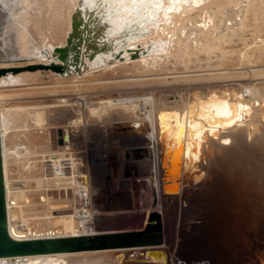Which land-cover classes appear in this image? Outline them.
<instances>
[{"label": "bare ground", "instance_id": "bare-ground-1", "mask_svg": "<svg viewBox=\"0 0 264 264\" xmlns=\"http://www.w3.org/2000/svg\"><path fill=\"white\" fill-rule=\"evenodd\" d=\"M189 1L0 0V67L17 66L14 63L19 62L15 61L18 57L23 60H21L23 63L19 65L31 64L25 63L26 58L33 56L38 50L44 56H37L33 60L41 63L44 57L45 61L60 63L64 67L62 72H55L59 75L51 70H45L46 72L35 70L16 74L9 72L4 76L17 75L13 80L20 84L42 81L48 72L49 75L53 73L55 79L61 78L62 80H55L61 83L69 80L68 77L74 74L76 79L74 78L70 84L75 85L76 90L79 91V93L77 91L78 95L68 90V95L54 100L38 101L36 99V102L34 99L35 102L29 103H26L28 100L0 102V136L7 229L10 236L21 240L93 235L99 231H137L125 225H117L118 221L124 220L125 216L137 211L147 213L148 220L144 227L146 228L150 223H157L162 236L161 244L155 246L19 256L15 257V260L2 257L0 264H188V259L187 262L183 260L182 253L175 252V242L179 243L186 236L195 235V233L202 237L214 224L219 234L223 231V241L228 246L227 253L224 250L222 251L225 253H221V256L225 258L216 259L215 255L214 258L212 256L215 264L218 259L224 264H264V81H260L264 78L262 70L254 74H245L240 70L231 71L227 76L217 75L211 78L210 82H221L220 84L207 83L203 86L176 87L174 90L178 99L174 101L166 99L165 92L168 89L165 90L163 83L160 85L165 91L162 88L157 90L158 88L154 89L155 87L150 86L153 89L140 91V97H137L139 94L134 90L130 91L131 89L125 92L120 91L131 86L130 81L125 83L127 85L123 83L122 86L118 85L115 90H112L113 92L119 90L116 96L112 94V96H101V93L95 94V91L83 94L84 92L80 91L81 79L96 75L98 70L113 72L131 68L136 74V72H142L144 62L150 65L157 63L161 70L178 61L187 67L188 62L194 60L190 52L188 36L194 29L204 31L205 24L202 18H200L202 22L197 24L190 18V20L184 18L183 13H186L184 11L193 10ZM231 5L230 7L233 6ZM237 5L239 4L235 7H238ZM227 10L229 11L230 8L228 7ZM235 10L237 11L236 8ZM238 11V14H244L240 13L244 10L239 8ZM191 16L188 15V17ZM72 17L78 21V26H75L77 35L67 45L66 37L74 31L71 26ZM170 22H173V25L167 28ZM151 30L154 31L153 38L140 40L143 35L148 37ZM40 32L45 33L48 38L46 42H42L43 46H38L40 48L36 46L32 50L28 42L31 37L38 36ZM207 36V33L201 34L198 39H204ZM35 39L37 42V38ZM202 41L199 42L203 44ZM58 46L67 47L64 61H60L56 55L52 54L53 48ZM251 75L254 77L249 83L243 81L226 83L229 80H243ZM134 80L131 81L133 84L136 82L140 84L139 79ZM181 81L195 83L196 79L186 77ZM24 89L27 90V88ZM139 89L137 88V91ZM140 105L144 109L142 117L137 114ZM59 106H63V112L70 111L65 121L62 124L59 122V125L56 123L50 126L49 132H40V128L44 129L42 122L46 120L42 117L46 116L43 112ZM86 110L88 115H85ZM162 111L165 113L160 114ZM109 112L115 115L111 120L97 119L90 123V120H94L96 116L92 113L107 114ZM172 119H175L173 126L170 124ZM111 122L114 125L111 124L108 127V123ZM160 124L164 127L168 126L167 133L164 132V128L160 131ZM63 127L65 131L61 133L62 138L59 140L58 128ZM86 128L98 134L100 130L104 137L107 131L109 134V129L112 133L122 132L133 135L131 139L138 143L135 150L137 149V153L141 154L140 158L143 161L142 163L138 160L141 166L138 165L137 167L140 166V168L135 169L137 171L134 177L136 183L140 184L143 195L138 199L127 184L131 182V179L123 177L121 173L112 174L111 172L109 178L116 184L120 199L128 194L130 199L125 196L127 199L119 202L118 196L115 197L110 192L105 194V197L109 199H104L98 195L93 196L88 189L89 196L84 200L81 197L82 192L78 202L74 201V207L69 208L77 212L76 218L73 217L74 211V213L71 211L73 214L70 216L62 215L63 217L52 218L53 216H50L54 213L53 208L63 205L62 207L66 206L65 209L68 212L67 207L73 199L69 200L70 204H63L65 200L52 203L47 187L70 184V191L76 195L82 188L77 184L80 175L75 174L77 171L74 163L81 162L80 164L84 166V173L81 175L83 181L91 179L92 168L95 166L104 168L108 160L118 161L122 169L126 170L125 162L118 158L119 154L113 149L115 147L102 148L100 141L97 148L99 150L92 152L93 154L89 156L87 152L77 151L80 149L77 146L78 142H72L75 137L71 139L65 137L67 132H80L84 139ZM178 129L179 134L176 138L174 135ZM38 132L40 136L36 135ZM72 135L78 136L77 133ZM37 138L39 141L36 140ZM166 138L167 143H170L172 138H174V144L178 143L175 148L168 151L169 154L172 151V160L174 157L179 158L180 154L183 160L181 174L178 176L179 181L176 183L171 179L172 193L164 191L162 186L164 174L160 165V156L164 150ZM58 140L61 141L59 145ZM67 143L69 146H66ZM20 146H22L21 150ZM53 147L56 149L53 150ZM17 148L18 151H16ZM101 148L104 150H100ZM46 161L52 162L49 171L46 169L48 166H45ZM25 180L26 184L31 181L34 187L28 188L26 184L24 185ZM38 201L40 203H36ZM183 245L185 246V243ZM203 245L205 247V244ZM147 249L159 250L160 253L149 256L144 253ZM195 255L197 257V254Z\"/></svg>", "mask_w": 264, "mask_h": 264}, {"label": "rangeland", "instance_id": "rangeland-1", "mask_svg": "<svg viewBox=\"0 0 264 264\" xmlns=\"http://www.w3.org/2000/svg\"><path fill=\"white\" fill-rule=\"evenodd\" d=\"M201 1L198 0V2H197V0H190L189 2H190V5L192 6L193 10L192 9H188V10L184 11V12L187 13V15H185L186 13H183L185 19H189L190 18L191 21H193L196 24L197 23H201L202 19H203V21H205L204 31H202L201 29H196V30L194 29L192 31V34H189V36H188L190 52L192 53L191 54L192 55V59H194V60L188 62V66L187 67H185L184 64H181L178 61L175 64H172V63L169 64L165 69L161 70V68L159 67V65L157 63L156 64L154 63V64L150 65L147 62H144L143 63V68L144 69L142 70L141 73L140 72H136V74H134V69H131V68H127V69H124V70H115L113 72H111V71H107L106 72V71L98 70L96 75H94L92 77H88V78H84L83 77L84 79H81L82 81L80 82V84L81 83L82 84L80 86L81 87L80 91L84 92L83 94L92 93V92L94 93V91H95V94L96 93L97 94L101 93V96H105V95L106 96H109V95L110 96H112V95L116 96V95H118L119 90L114 91V92L112 90H115L116 89L115 87H117L118 85L120 86L123 83H124V85H127L125 83L126 82L129 83V81H130L129 85L131 84V86L125 88L126 90L125 89H121L120 90L121 92H125V91L131 89L130 91L134 90L135 93L139 94V95H137V97H140L141 96V92H143L145 90L153 89L154 87H155L154 89L158 88L157 90H159V89L161 90V88L164 86L165 90L168 89L167 90L168 92L167 91L165 92L166 99L168 101H174V100L178 99V95L176 94V92L174 90L176 87L185 86V85L187 87L188 86H195V85L203 86V85H207V83H209V84H220L221 82H215V83L212 82V81L210 82L211 78L214 77V76H217V75H225V76H227L231 71L240 70L242 72H245V74H254V72H257L259 70H262L264 72V0H245V1L244 0L243 1L242 0H203L204 2L202 1V3L203 4L206 3L204 5L201 3ZM236 4H239L237 6L240 8V10H244V11H240V13L243 12L244 14H242V13H241V15L238 14L239 13V11H238L239 8L235 7ZM201 5L204 6V7H200ZM227 5H229L228 6L230 8L229 11L227 10L228 9ZM230 5L233 8L230 7ZM244 7H245V9H242ZM231 8L234 11H236L235 10V8H236L237 11L234 12ZM247 8H249V9H247ZM197 9L201 10L200 11L201 13L198 10L200 16H201V14H203L201 17L199 16V14L197 12ZM203 9H204V11L202 12ZM188 11L189 12L193 11V12L189 13ZM225 13H227V14H225ZM188 15L189 16L193 15V16L188 17ZM239 15H240V17H239ZM221 17H223V18H221ZM227 17H228V19H227ZM200 18H202V19H200ZM241 18H243V20ZM192 19H194L195 21L192 20ZM235 19H236V21H235ZM198 20H200V21H198ZM221 20H222V22H221ZM239 20H240V23H239ZM233 21H235V23ZM237 21H238V23H237ZM241 21H243L242 24L244 26H242ZM236 23H237V25H236ZM172 25H173V22H170L167 25V28H169ZM150 32L151 33L148 34V37H146L147 35L146 36L143 35L142 38H140V40H143L145 38H153L154 34H152V32H154V31L151 30ZM205 33L208 34V36L206 38L198 39V36H201V34H205ZM45 36H46V39H45ZM149 36H151V37H149ZM35 38H37V42H35V40H36ZM47 38L48 37H47V35L45 33H41L40 32V34L38 36L35 35L34 37H31L32 41L30 40L28 42V46L32 47L33 48L32 50H34L36 48V46L37 47L38 46H40V47L43 46L42 42H44V41L46 42ZM39 39H40V41H39ZM41 39H43V40H41ZM200 40H203L202 42H204V43L201 44V42H199ZM38 42H40V44ZM60 43H62V42H60ZM40 47H38V48H40ZM30 50H31V48H30ZM40 52L41 51L38 50L37 52H35V54L33 56H30L29 58L27 57L28 59L26 58L27 62L25 61V63H38V62H40V61L37 62V60H33L37 56H44L43 54H40ZM37 54H39V55H37ZM30 59H31V62H30ZM42 60H41V63H45L47 61V60L45 61L44 57H42ZM21 63H23V62L19 61L17 63H14V65L15 64L19 65ZM10 64L13 65V63H10ZM3 65H5V63ZM129 69H131V70H129ZM42 71H45V70H42ZM121 71H123V72H121ZM23 72L27 73L29 71H23ZM108 72H110V73H108ZM101 73H102V75H101ZM54 74H56V73L54 72ZM56 75H59V74L57 73ZM8 76H1L0 77V102H2V103L3 102L12 103L13 101L14 102L15 101H20V102L21 101L22 102L25 101L26 102L27 100L28 101L26 103H29V102H35V101L37 102V100L40 101L41 99L42 100H44V99L45 100H47V99L48 100H54L56 98L65 97L66 95H68L67 93H69V92H71V93L73 92V93H76V94L79 93V91L76 90L77 89L76 86L75 85L73 86V84H70V82L72 83L74 81V78L76 77L74 74H72L71 76L68 77L69 80H66V82H61V83L60 82H55V80H62L61 78H56L55 79L53 73H50V75H49L48 72H47V75H45L46 77H44L42 79V81H35V82H28V83H22L21 82L20 84H19V82L16 83V81L13 80L14 77L17 76V75H13V77H10V74H9ZM263 76H264V74H263ZM186 77H193L194 79H196V82L195 83H192L190 81L189 82L188 81L182 82L181 79L185 80ZM252 77H254V76L251 75L250 77H248L246 79L237 80V81L229 80L226 83L227 84L228 83L232 84L233 82L237 83L239 81H243L244 83H249V81L252 79ZM52 78H53V80H52ZM90 79H92V80H90ZM132 79L133 80L134 79L135 80L139 79L140 84H138V82H136V84H133L132 83L133 82ZM142 79H144V80H142ZM70 80H72V81H70ZM257 80H259V79H257ZM67 81H69V83H67ZM95 81H96V83H95ZM120 81H122V82H120ZM260 81H264V78L260 79ZM31 83H32V85H31ZM118 83H120V84H118ZM143 83L146 86L142 85ZM157 83H159V85ZM162 83H163V86L161 87L160 84H162ZM164 83H166V84H164ZM21 84H23V85H21ZM28 84H29L30 87L28 86ZM64 84H66V86ZM104 84H106V85H104ZM108 84H109V86H108ZM136 85L138 87H136ZM139 85L141 87L144 86V87H142L143 90L141 89V87ZM153 85H155V86H153ZM101 86H102V88H101ZM110 86H112V87H110ZM113 86H114V89H113ZM132 86H133V88H132ZM150 86H152L153 88L150 87ZM14 87H15V89H13ZM105 87L108 88V89H106ZM109 87H110V90H109ZM17 88H20V89H17ZM23 88H27V90L26 89L23 90ZM82 88L83 89L85 88V89L83 90ZM137 88L138 89L140 88V89L137 91ZM163 88H162V90H164ZM71 89H72V91H71ZM102 89H104V90H102ZM105 89H106V91H105ZM17 90H18V92H17ZM68 90H69V92H68ZM73 90L74 91L76 90V91L74 92ZM89 90H90V92H89ZM77 91H78V93H77ZM23 92H25L26 94H24ZM102 93H104V94H102ZM32 99H33V101H32ZM34 99H35V101H34ZM78 102H80V101L78 100ZM142 108L143 107L141 105L138 106L137 114L140 117H142V115H143V110L144 109H142ZM64 109H65V107H64ZM86 111H85V115H88V111H87V113H86ZM65 112H67V110ZM65 112H63V106L54 107V108H51V109H47V111H44L43 115L45 114L46 116H42V117L44 119H46V120H44L46 123L44 121L42 122V124H44L43 125L44 129L40 128L39 131L40 132H42V131L43 132L44 131H48L49 132V130H50L49 127L50 126H52V125H54L56 123L58 124L59 122H61V124H62L65 121L64 119L67 118L66 115H68L70 113V111H68L67 113H65ZM90 114L91 113H89V115ZM92 115H94V116L96 115V116L94 117L95 118L94 120H92V121L90 120V123L95 122L97 119H100V120H102V119L103 120H107V119L111 120L112 118L115 117V115L110 113V112L107 113V114L106 113H102V114L92 113ZM102 115H104V116H102ZM48 117H51V118H48ZM59 119H60V121H59ZM111 124L114 125V123L111 122V123H108V127L111 126ZM115 124H118V123H115ZM63 131H65L64 127L63 128H58V136H59L58 139L59 140H60V138H62L61 133L63 134ZM85 132L86 133H84V134H86V137L84 135V137H85L84 139H82L83 135H81L82 133H80V132H67L65 137H67L68 139H71V137H73V138L75 137L72 142H78L77 146L80 147V149H78L77 151L80 152V150H81L80 153L87 152V155L90 154L89 156H91L93 154L92 152H96V151L99 150L97 148L99 147L100 143H101V145H103L102 148H104V146H107V148L115 147L113 149L116 150L117 153L119 154L118 158L120 160L122 159L125 162L124 164L126 166V170L122 169V167L120 166L118 161H116V160L115 161L114 160L113 161L108 160L107 163H105L104 168H102L101 166L100 167H98V166L96 167L95 166V168H92L91 169L92 173H90V178L91 179L88 180V181H83L81 175L84 173V166L80 164L81 162L74 163L75 164L74 168H76L75 170L77 171V173L75 172V174L76 175H80L79 176L80 178L78 179L79 183L77 182V184H79L82 188H80L81 190L76 195L74 192L70 191V189H69V185L70 184H65L64 183V186H61V184H57V185H54V186L49 185L47 187V189H48V194H50V196L52 198V203H53V201L54 202L55 201L58 202L59 200H61V201L65 200V201H63L64 203L62 202L63 204H65V203L66 204H70L72 202L67 207L68 208L67 209L68 212L65 209L66 206L62 207L63 205H61V207L56 206L55 208H53V209H55L54 210L55 214L53 213L50 216V217L53 216L52 218L56 219V218H59V217H63L62 215L70 216L74 212H75V214H73L74 215L73 217L76 218L75 215L77 214V212L74 211V209H69V208L74 207V201L78 202L79 198L83 197L84 200H85L86 197L89 196L88 195L89 190H90L89 193H91L93 196H97L98 195V196H100V197H102L104 199H109V198L105 197V194H107V193L109 194V192L112 193L113 196L115 195V197H116V195L118 196L117 189H116L117 186H116V184L113 181H110L111 178H109L111 172H112V174L121 173L123 175V177L129 178V180L131 179L130 180L131 182H129L127 184H129V188H131L133 190L134 195H136L138 197V199H140L139 196L143 195L140 184L136 183V181H135V177H136V175H135L136 172L135 171H137L135 169L140 168L141 162L143 163V161H142V158H140L141 154L137 153V151H138L137 149H136L137 151L135 150V148L138 147V143L134 139H131V137L133 135L126 134V133L123 134L122 132H114V133H112L110 131V129H109V134H107L108 131H107V133H105L106 134L105 137H104V135L102 136L103 132H101L100 130H99V134H98V132H95V131L92 132V130H90V128H86ZM73 133H77L78 136L72 135ZM36 135L40 136L41 134L38 132ZM121 135H123V136H121ZM38 138L36 139L37 141H39V139H40V138L39 139ZM85 141H87V142H85ZM132 141H134V142H132ZM98 142H100V143L98 144ZM59 144L60 143H58V145ZM67 144L68 145H66V146H69V143H67ZM82 144H85V145L83 146ZM21 147L22 146H20V150H21ZM59 147H61V145ZM102 148L100 150H104ZM52 149L54 150V149H56V147H53ZM16 151H18V148L16 149ZM65 151H66V149H65ZM132 155H133V157H132ZM65 156L67 157V155H65ZM138 160H140L141 162L138 161ZM51 163H52L51 161H46L45 162V166H48L46 168L48 171L51 169ZM138 165H140V166L137 167ZM79 168H80V170H79ZM141 168H143V167H141ZM116 171H117V173H116ZM131 173H132V175H131ZM17 175L18 174L16 172L15 176L17 177ZM100 177H101V179H100ZM107 178H109V179L107 180ZM103 179L106 180V181H104ZM25 182H27V181L26 180L24 181V185L26 184ZM29 182H30V185H29ZM86 183H87V185H86ZM89 183H90V185H89ZM96 184H98V185H96ZM67 185H68V187H67ZM26 186H28V188H31V187H34V184L31 181H28ZM86 186H87V189H86ZM82 189H83V191H82ZM81 193H82V196H81ZM84 195H86V196H84ZM92 195H91V197H92ZM125 196L128 197V196H130V194L122 196V198L124 197L123 200H122V198L120 199V197L118 196L117 201H119V202L125 201V199H127V197H125ZM83 198H82V200H83ZM72 199H73V201L70 202L69 200H72ZM128 199H130V198L128 197ZM104 202H107V201H104ZM143 202H144V200H143ZM36 203H40V202L38 201ZM139 203L140 202L138 201V205H140ZM57 207H58V209H57ZM62 208H63V211H61ZM71 211L72 212L74 211V212L72 213ZM138 212L139 211H137L135 213L132 212L133 214L131 213V215H128L129 217L125 216L124 220H120V222L118 221L119 224L117 223V225H120V226H124L125 225L128 228H131V229L133 228L134 230H139V229L142 230V229H144L145 228L144 226H146V223H147V220H148L147 213L145 211H142V212H139V213ZM142 213H144L145 215L142 214ZM215 218H217V217H215ZM59 230H62V229H59ZM103 232H105V231H99L98 233H103ZM220 233L221 234H219V230L217 229L216 225L214 224L213 227H209L208 232L206 231L204 233L206 235L203 234L204 236H202V237L199 236V235H198L199 236L198 237L197 234L195 233V235L194 234H190V236L193 235V236H191L192 238H190L189 235L186 236L185 238H183L181 240L182 242L181 241L179 242L180 244L178 243V241L175 242L174 250L176 249L175 252H177L179 254L182 253L181 255L183 256L182 257L183 260H185V262H187V259H188V262H187L188 264H215V262H213L214 259H212V256L214 258V255H215L216 259L219 258V257H221V259H222L224 256H221V255L223 253H225V252L227 253V251H228L227 243H224V241H223V236H224L222 234L223 231L220 232ZM218 235H219V237H218ZM214 236L216 238H214ZM198 238H199V240H198ZM200 238H202V239H200ZM194 239L195 240L197 239L198 242L197 241L195 242ZM211 240H212V242H211ZM218 240H220V241H218ZM205 241H206V243H205ZM184 243H185V246L183 245ZM191 243L193 245H191ZM181 244H182V246H181ZM203 244H205V247H204ZM222 244H223V246H221ZM215 245H216V247H215ZM220 246H221V249H220ZM183 247H185V248H183ZM215 250L217 252H215ZM222 250H224L225 252L222 251ZM186 254H187L188 257L186 256ZM194 254H197V257H196V255L194 256ZM209 255H210V257H209ZM217 255H218V257H217ZM192 257H193L194 260L192 259ZM219 259H218L217 263L218 264H224V263H220L221 260H219Z\"/></svg>", "mask_w": 264, "mask_h": 264}, {"label": "water", "instance_id": "water-1", "mask_svg": "<svg viewBox=\"0 0 264 264\" xmlns=\"http://www.w3.org/2000/svg\"><path fill=\"white\" fill-rule=\"evenodd\" d=\"M72 33H69L66 37L67 45L76 37L75 26H78V21L72 17L71 22ZM66 45V46H67ZM66 46L54 47L52 54L56 55L60 61L65 60ZM15 59V61H21L22 59ZM23 61V60H22ZM63 65L56 62L49 63H31L17 66H2L0 67V76H4L7 73L16 74L22 71H35V70H51L52 72H62ZM165 113L162 111L160 114ZM175 119L170 121L173 126ZM168 127V126H167ZM160 124L159 129L164 128V132L167 133L168 128ZM179 129L174 137L177 138ZM172 138L170 143L164 141V150L160 156V165L163 169L164 179L162 177L163 190L168 193L171 192V179L176 183L179 181L178 176L181 174V154L178 157H174L172 160L171 154L168 153L178 143H173ZM61 141H59L60 143ZM185 152H187L185 150ZM168 157V158H167ZM162 242V236L160 232L159 224L150 223L145 229L132 231L122 230L116 232H103L93 235H81V236H62V237H45L35 239H21L17 240L10 236L7 229V211L5 201V185L3 174V160H2V145L0 136V258H14L19 256H37L42 254H52L60 252H74L82 250H98V249H112V248H131V247H148L159 245ZM146 255L159 254V250L147 249L144 252Z\"/></svg>", "mask_w": 264, "mask_h": 264}]
</instances>
